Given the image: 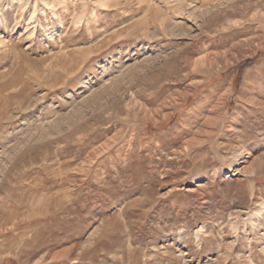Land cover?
Returning a JSON list of instances; mask_svg holds the SVG:
<instances>
[{
    "label": "rangeland",
    "instance_id": "rangeland-1",
    "mask_svg": "<svg viewBox=\"0 0 264 264\" xmlns=\"http://www.w3.org/2000/svg\"><path fill=\"white\" fill-rule=\"evenodd\" d=\"M0 264H264V0H0Z\"/></svg>",
    "mask_w": 264,
    "mask_h": 264
}]
</instances>
